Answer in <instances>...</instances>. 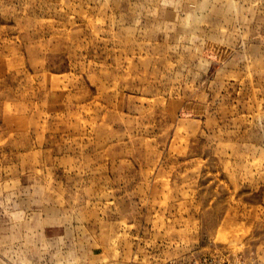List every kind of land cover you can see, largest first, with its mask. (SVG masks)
I'll use <instances>...</instances> for the list:
<instances>
[{
  "label": "rangeland",
  "instance_id": "obj_1",
  "mask_svg": "<svg viewBox=\"0 0 264 264\" xmlns=\"http://www.w3.org/2000/svg\"><path fill=\"white\" fill-rule=\"evenodd\" d=\"M0 264H264V0H0Z\"/></svg>",
  "mask_w": 264,
  "mask_h": 264
}]
</instances>
